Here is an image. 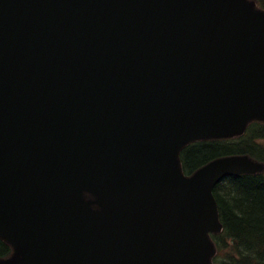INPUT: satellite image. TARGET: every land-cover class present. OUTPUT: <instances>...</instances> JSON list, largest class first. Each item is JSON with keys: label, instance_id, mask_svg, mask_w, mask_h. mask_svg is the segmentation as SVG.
<instances>
[{"label": "water", "instance_id": "1", "mask_svg": "<svg viewBox=\"0 0 264 264\" xmlns=\"http://www.w3.org/2000/svg\"><path fill=\"white\" fill-rule=\"evenodd\" d=\"M254 120V1L0 0V264H213L215 186L264 165L181 152Z\"/></svg>", "mask_w": 264, "mask_h": 264}, {"label": "trees", "instance_id": "2", "mask_svg": "<svg viewBox=\"0 0 264 264\" xmlns=\"http://www.w3.org/2000/svg\"><path fill=\"white\" fill-rule=\"evenodd\" d=\"M254 1L264 9V0ZM263 137L264 133L253 131L250 138L194 143L182 152L184 172L192 174L213 159L234 154L264 163V146L257 142ZM214 193L224 225V231L214 237L215 264H264V172L229 177ZM10 254V246L0 241V258Z\"/></svg>", "mask_w": 264, "mask_h": 264}, {"label": "rangeland", "instance_id": "3", "mask_svg": "<svg viewBox=\"0 0 264 264\" xmlns=\"http://www.w3.org/2000/svg\"><path fill=\"white\" fill-rule=\"evenodd\" d=\"M259 142L263 143L264 144V138L260 140V138L258 139Z\"/></svg>", "mask_w": 264, "mask_h": 264}]
</instances>
